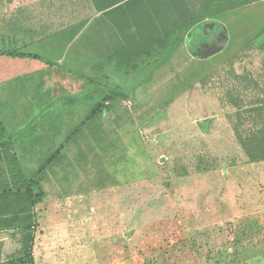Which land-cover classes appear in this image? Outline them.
I'll return each mask as SVG.
<instances>
[{
    "label": "rangeland",
    "instance_id": "rangeland-1",
    "mask_svg": "<svg viewBox=\"0 0 264 264\" xmlns=\"http://www.w3.org/2000/svg\"><path fill=\"white\" fill-rule=\"evenodd\" d=\"M35 1L0 0V29H72V38L89 29L100 44L91 74L117 61L108 55L123 37L92 0H49L59 6L51 16L20 10ZM262 29L264 0L200 21L128 78L85 77L69 53L39 73L49 85L32 88L26 74L8 85L6 104H24L25 134L38 131L21 139L25 171L45 194L35 264H264V161H251L234 131L237 111L264 97ZM12 233H0V264L22 255Z\"/></svg>",
    "mask_w": 264,
    "mask_h": 264
},
{
    "label": "trees",
    "instance_id": "trees-1",
    "mask_svg": "<svg viewBox=\"0 0 264 264\" xmlns=\"http://www.w3.org/2000/svg\"><path fill=\"white\" fill-rule=\"evenodd\" d=\"M256 1L260 0H203L199 8L192 0H92V3L123 37V45L117 51H110L108 56L117 59L110 65L113 71L128 78L146 66L154 68L200 21L218 18L223 11ZM262 36L264 29L256 38ZM0 54L38 57L16 51H0ZM106 74L109 77L107 71ZM116 86L117 90L122 89L120 85ZM112 96V92L107 93L105 101L96 105L88 119L105 110ZM245 114H250L252 124L247 123ZM237 115L241 121L235 124L234 131L240 145L251 161H264V97L247 109H239ZM18 135L21 133H8L0 117V233L13 231L14 237H20L19 253L22 255L8 264H35L34 248L39 226L36 207L45 194L43 190H37V178L26 174L13 153ZM46 166L47 163L43 171Z\"/></svg>",
    "mask_w": 264,
    "mask_h": 264
},
{
    "label": "crops",
    "instance_id": "crops-1",
    "mask_svg": "<svg viewBox=\"0 0 264 264\" xmlns=\"http://www.w3.org/2000/svg\"><path fill=\"white\" fill-rule=\"evenodd\" d=\"M46 1H35V3L28 7V9L21 7L20 10H26L27 12L28 10H30L31 13L34 14V16L39 14L40 11H42V13L47 16H51V14L48 13L56 11V8L59 6L51 4L49 0ZM84 3H86V0H84ZM64 5H61V11H64V9H66ZM67 8L70 9L69 5L67 6ZM34 21H37L38 23V20L35 19ZM71 30L72 29H25L23 27H19L18 25L16 26V28L14 26V29H0L1 42L8 43L11 45L9 48L6 49L0 48V51H16L17 53L22 54L25 53L31 55H38V57H31L27 55L10 56L8 54H0V117L8 133L15 135L21 133L20 136L18 135L17 138H15L13 144V153L17 156L24 171L25 168L22 162V152L23 149L26 148L24 145L21 144V139L31 137L34 133H37L38 131H36L37 128L35 129L34 127V129L31 130L29 134H25V129L24 127H22V122L24 123V113L22 112L24 110V104L20 103L19 101L10 102L9 100V103L6 104V98L8 97L7 91L9 89L8 85L10 84V87L14 88L17 87V82L18 80H20L22 74H26L25 76L31 78L29 83L31 85L30 87L32 88L39 87L42 85H49L47 84V82L49 81L51 76L48 74H44L41 75L42 78H40L41 76L39 77V73L50 72V70L54 67L57 68L58 64L60 63V60L62 62V59L65 58L66 61L69 53L73 54V59L68 60L72 62L70 63L69 68L74 71H86L85 77H105L100 73L105 69L108 70V75H111L112 73V67H110V65H100L98 66L99 70L97 69L99 71V74L98 71H95V75L91 74V67L89 66V62H92L93 59L96 58L95 56L93 57V52H97L95 47H98L99 49L100 44L98 42V44L96 43L94 45L93 40L88 38V36H90L91 34V30L89 29H82L79 35L75 38H72L74 36V33L70 32ZM102 44H104V41L102 42ZM21 47H24V52L22 50H19V48ZM112 47L113 44H111L110 48L112 49ZM26 49L32 50L26 51ZM55 52L58 53L56 56ZM43 60L46 61L49 65H41V61ZM36 62H38V64H36ZM87 73L90 74L87 75ZM11 108L16 110H11Z\"/></svg>",
    "mask_w": 264,
    "mask_h": 264
},
{
    "label": "water",
    "instance_id": "water-1",
    "mask_svg": "<svg viewBox=\"0 0 264 264\" xmlns=\"http://www.w3.org/2000/svg\"><path fill=\"white\" fill-rule=\"evenodd\" d=\"M209 26L212 28L213 27V24H209ZM212 30L213 29H206V33L207 34H210V33H212Z\"/></svg>",
    "mask_w": 264,
    "mask_h": 264
}]
</instances>
